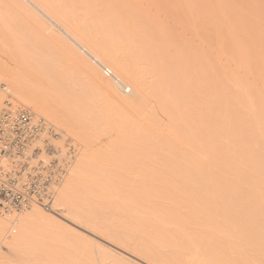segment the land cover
<instances>
[{
  "label": "bare ground",
  "instance_id": "6f19581e",
  "mask_svg": "<svg viewBox=\"0 0 264 264\" xmlns=\"http://www.w3.org/2000/svg\"><path fill=\"white\" fill-rule=\"evenodd\" d=\"M85 1L86 0H73V4L75 6L77 4L82 5L84 3L85 5ZM91 1L96 3L97 0H91ZM98 1L100 2V0ZM154 1L155 3L156 1L157 2L159 1V3L161 2V0H154ZM164 1H165L164 4L166 5L171 3L168 1V4H167L166 0ZM174 1L176 2L177 0H173V2ZM178 1L180 3L178 5L174 4V6L181 8V10L183 11V13L181 14H183V20L185 21V26L187 25V23L191 25V26H187L188 32L186 34L187 35L189 34L188 36L186 35V37L189 38L187 39V46L185 45L186 47L184 48L185 50L184 54L181 53V55L183 56L180 57L179 55L177 59V55H176L175 62L173 61L172 64H168V63L167 65L165 64L169 70H166V69L162 70V68L164 69L165 66L161 67L160 65H158L159 64L157 63L158 58L153 59L157 63L156 66H160L161 68L160 67L156 68V66H154L152 69L154 71V68H156V70L152 72L153 75L150 74L151 72L149 73L151 75V78H149V80L147 77L144 78V75H141V74L130 76L129 75L130 71L126 66V61L124 59L119 58L117 55H115V53L111 52V50H109L107 47L95 46L93 42H91L87 38L78 35L77 31H75L67 23L66 18L64 20V15L62 17V14H65L66 12L65 11L63 13L64 10H62L64 9L63 6L65 5V4L63 5V2L60 1V3H58L59 4L58 8L54 7L53 9L54 15H53L52 12L50 13V11L52 10L54 5L50 8L47 5L49 3L54 4L55 2L53 1L50 2L49 0L41 1L42 4L44 5L46 4V6L50 9V11H48L49 9L44 8L45 10L48 11L47 14L48 15L50 14V16L52 15L53 18L55 16V20H57L60 23H63V25L65 26L66 32L70 33L74 37V39L77 38L76 40L79 43L80 45L79 47L81 50L74 47V45L76 46L78 45V43L75 44L74 42L73 44V43L68 42V40L65 39L66 42L71 44L67 46L68 47L67 50L64 48V51L66 50V53L68 54V58L69 59L72 58L73 62H75L77 66L82 68V70L87 74L89 81H91V84L92 83L97 84L100 89L102 88V90H105L110 100L114 103L111 108H108L107 110H105L106 113L101 114L102 116L105 115L104 118L106 119V121L105 120L103 121L102 119L103 117L101 118L102 121H99L100 118L98 116L99 120L98 118L97 120L99 121L100 126L98 125L97 120L93 121L92 119H90L91 116L90 118H88L89 115L87 117V114L85 115L81 111L79 112L75 109L70 108V105H69L70 103L67 104L66 101H65L66 103H64V100L61 101L62 103H59L60 101H57L58 99L56 100V102H51L52 99L50 101L49 98H45V96L39 94V93L44 92L43 90L44 87L40 86L42 87V90L40 88L37 91L36 85L32 81L34 78L33 79L30 78L32 77V75L29 76V74H27L28 65L26 66L25 61H24L26 70L23 68V71H22L21 69H22L23 64L20 67V63H18L19 59L17 58L19 57L17 56L21 54L23 59H25L26 56L24 58V55L28 54L27 48L22 43H20V41L14 40L15 41V42L13 41L14 43H11L10 39H9V42H7V40L5 39H4L5 42L4 40L3 42L2 40L0 41V46H2L1 45V42H2L5 44L6 49H7L4 52L2 51L3 54L6 53L4 54L5 56L8 54L7 56L9 58L11 57V60L12 58L15 60V65H13L5 58L4 55H2V53H0V77H2L3 79L5 78L6 81L8 80L7 82L5 81L3 82L7 84L8 92L11 93L13 98H14L13 93L16 92L15 94L17 96L19 95L21 99L30 102L31 104L36 106V108L38 107L39 110L41 109L40 111L43 110L51 118L54 117V119L56 118L57 120H60L62 123L65 124V126L67 127L69 131L78 133L82 138H85L86 141H89V142L91 140H95V138L97 139L99 138L97 136L100 134V131H101L100 128H104L105 122H107V124L118 123L121 125L130 126L131 124L139 123L140 121L141 122L150 121L152 120L153 117H156V116L160 117V119L163 117L164 119L167 118L168 119V120L166 119L167 123L171 122L170 126H172L170 129L169 128L168 129L173 133L174 132L177 133V137H180V142L184 143L186 154L190 157V161L192 162V165L198 171L199 182L198 184H196L197 187L193 185L195 187L193 188L194 194L196 193V191H198L197 193L198 197L200 196L201 198L203 197L205 198L203 199L204 202L201 199V202H203V204H207V206L208 204H211V206H217L218 208V209H215L212 207L211 209L210 208L211 206H210L209 207L210 211L208 208H205V212L207 211V215L210 212L212 214H209L208 215L209 217L214 216L215 218V216L217 215L220 216V213H219L220 210L221 212L222 211L226 212L222 208L223 203H227L226 204L227 213L230 212L229 214L230 218L228 216V220L233 221V223L235 220L234 224L237 225V223H239V225L242 226L243 225L242 220H244V223H245L246 218H248V220L250 218L249 222L250 224H252L251 220H253V218L254 219L257 218L256 219L257 222H255L256 230L254 228L255 223H253L254 226L252 225L253 227H251L253 228V231L251 232L254 233V230L255 231L257 230L260 231L261 229L263 230L262 232L260 231L261 233V234L259 233L260 236L257 234V232L253 234L254 236L252 234L250 236V231H249L250 227L245 226V232L247 228H248L247 232H249L248 233L249 237L247 236L248 235L247 234L246 235L247 238H246L244 236L245 234H244L243 229L240 230L241 227H239L238 225L237 226L233 225L232 227L231 226L232 223L231 224L229 223V225L227 224V222H229L227 221L228 214H224L222 212L223 216L222 214H221L222 217L220 216L222 218V221H225L224 217L226 215L225 225L229 226V227L227 226L228 228L225 227V225L223 226L222 225L223 222L220 225L217 224L221 228L225 227L223 230H221V228H218V227L216 228L217 225L215 226V224L214 226L213 224H204L205 222H208L210 220V218L206 216V213H204L205 217H207L206 221H203L202 224H199V226L197 227L198 230L200 229L202 231L203 229L202 232L206 233L205 237L203 235L202 239L205 240L207 236H211L207 234V231L205 230V228L210 230V232L208 230L209 234L211 232L216 231V229L217 230L220 229L221 230L220 233L222 231L223 232L225 231L226 235L230 233V232H227V229H229V231L231 232H232V229H234L233 232L236 231V236L234 235L233 232H232L233 235H230V237L232 236L233 241L231 240V242L227 244H226L227 238H226V241H224L225 239L222 240V244H221L222 246H219L221 242V241L219 242V239H218L219 243L217 244L215 243V241H213V244L214 243L216 244V246L214 245V247H219L220 249H217V248L214 250L209 249L210 252L208 254V252H206V249L203 247V249H205L206 254H208L206 256L207 258H205L206 261L204 263H211V264L213 263H240V264L242 263H252V264L253 263H264V238H263L264 237V223L262 224L260 223V221L264 222L263 221L264 220V0H178ZM23 2L24 1L22 0H0V5H1L0 6V31H2V29H4L5 27L8 28L10 26L9 25L10 23L7 20L8 17H6L7 18L6 19L5 15L9 16L10 14V19H11V17L13 18L15 14L18 15V13L16 12H20V15H21V10H22L23 16H24L23 12L25 10H26L25 12L28 11L31 14L33 13L31 10L32 5H30L31 8H29V6H27L25 2L24 3ZM101 2L103 3V0H101ZM105 2L106 0H104V3ZM1 3L3 4L6 3L4 5L6 7L4 8L9 7L11 11L15 9L14 10L15 13L12 12V15H11L9 9H5V10L4 8L2 9ZM30 3H33V5L34 4L37 5V7L38 5H40V3L38 4L37 0H31ZM69 3L70 2H68V4ZM87 3L88 1H86V5H88ZM90 3L91 2L89 0V4ZM159 3L157 5H159ZM9 4L11 6H8ZM105 4H108L109 6L108 2H106ZM40 6H41V9H43L42 5ZM12 8L14 9L12 10ZM93 10H94V5H93ZM110 10L112 9L110 8ZM8 11H9V14H8ZM108 11H109V7H108ZM28 12H27V15H29ZM112 12L110 11L111 14ZM115 13H113V15ZM116 16L114 17L115 20H116ZM4 18L5 20L1 21ZM12 24L13 23H11V25ZM193 26L195 27L193 29H197L196 31H198L197 26H200L199 28L201 30L202 29L204 30L205 27H208V29L213 30L212 34H210L209 36L207 35L208 33L207 34L205 33L206 34L205 36L203 35V33L207 31L206 30L207 28L205 29L204 32L200 31V33L203 32L202 35L204 38L207 37L205 39L206 41H208V43H209L210 38H211V41H212V38H216L218 40L217 42L221 44H223V42L225 41H229V40L231 41V47L229 50H224L221 53L220 52L218 53L220 57L217 56L218 57L217 58L211 55L212 58L214 57V58H217L218 60L217 65L215 64L216 67L210 66L209 61H208L210 60L208 59L209 51L207 52L204 48L206 44L202 48V43H200L201 39L199 40L197 38L198 35L200 37V34H198V32H196L195 30L193 31L192 29ZM10 27L8 29L11 32V34L14 35V29L12 30L13 31L12 33V31L10 30ZM190 27L191 29L189 30ZM42 28H43L42 30H45V31L47 30L48 32H52V34L54 32L53 30H51L50 27H47L45 24L43 25ZM191 30L194 33L196 32L197 36L194 35V33ZM190 31L193 33V36H196L195 39L196 40L198 39L199 43L201 44V45L199 44V46L194 44V46H198L197 48L193 47V45L190 44L191 42H193L192 39L194 38L193 36L191 38V35L189 33ZM2 32H3V35H0L1 38L2 39L4 37L7 38V35L9 34V32L7 31L6 36H5V31L3 30ZM52 34H51V37H52ZM58 36L61 37L60 35H57L56 37L55 35H53V38L55 37L54 39L58 40L59 39ZM65 40L62 39L63 42H65ZM22 42H24V40H22ZM194 42H197V41H194ZM204 43H207V42H205L204 40ZM247 43H249V45ZM62 46L65 47V45H62ZM206 47H208V45ZM3 49H4V45H3ZM16 51L20 54L17 53L18 54L17 55ZM25 51H26V54H25ZM85 53L89 54L90 57L89 56L88 57L92 60L87 58L85 56ZM210 53H209V57H210ZM228 56H237L240 59H243L244 61L248 62L249 64H247L245 68V71H247V73L255 74V71L259 72L260 76L256 77L257 79L256 82L251 84V83L242 82V81L237 80L235 78L234 71L235 69H239V68L241 69L242 63H238V61H232V63L230 64L228 68L223 61ZM251 56H254V57L252 58ZM20 60H22L21 57H20ZM16 61L18 65H16ZM160 63L162 65V62ZM146 65L147 64L145 63V66ZM105 67L111 68L113 71V74L110 76L107 75L104 72ZM28 73H31V71L29 72V69H28ZM223 81L227 82L230 88L227 87L228 86L227 84H226L227 86H225L222 83ZM37 86L39 87V85ZM154 89H159L160 92L153 93ZM119 91L121 92L119 93ZM2 96H4V100H5L7 96L6 91H0V98H3ZM168 103H170V107L172 111H169ZM98 112L101 113L99 110ZM100 122L101 123L103 122L104 125L102 123V126H101ZM62 129L67 134L66 130L64 128ZM100 145L103 146L102 143ZM99 148L100 147L98 146L95 147L94 145L86 148L85 152H83V155L80 157L77 165L74 167L78 159V156L80 154L79 152L74 162V165H73L74 169L72 167L73 171L71 169L70 171L71 174L69 173L70 175H68L69 177L67 176L68 178H66L67 180L66 182H64L63 188L62 189L60 188L61 190H59L58 192V196L56 200L57 199L59 201L61 200L64 204H66L68 212L66 211L65 212H66V215H68L70 218H71L70 215H72L73 220H76V221L78 220L80 221L79 223L81 224L84 223L88 225V227L89 226L92 227L93 224L95 225L94 218L97 217L96 210H98L97 208H98V205L100 204V200H101L100 198L103 199V197H101V195L104 194L103 191H105L104 196L106 195V193H110V195L112 196L115 195V197L116 196H118V198L121 197L122 202L124 203V207H128L129 209H131V211L132 210L134 211L137 209L140 213V216H138L140 218V221H141V217H145L144 214H146V215H153L152 216L153 218L155 216L156 220L158 219L159 221L160 219L159 222L161 224H165L164 219L166 218H163V216H165L167 213L169 217L175 216L174 219H177L175 220L177 222L174 223L175 222L174 221L173 225L175 224L176 226L175 225L174 226L177 228L178 227L177 223L180 221L179 218L184 224L187 221L190 223V220H192L193 218L195 219H197L196 217L202 218V216L200 215L202 211L200 209L198 210V207H200V205L196 204L197 210H195L196 208V206H194L195 204L192 205V203L194 202L193 200L195 199L199 200L200 198L196 197V195H194L193 197V192H191L192 189H189V187H188V191L186 190V192L187 193L189 192L190 194L189 196H191L192 194L191 196L193 198L192 201L191 199H188L187 193H185L186 197H185V194H183L185 192V189L184 191L182 189H175L176 192H174V188H173V191L170 193L172 200L177 206L178 205L184 206L186 204L185 201H187L186 199H188L187 203L190 204L191 206H194L192 209L195 210V213L192 212L191 214L193 215V213L196 214V212H199L200 217L197 216L196 214V217L194 215V217L192 218V215H191L189 216V218L187 217L190 220H188L185 217L186 220L184 219L183 221L182 220L183 216L179 217V213L177 211L175 212L171 211L172 212V213L170 212L171 215L173 214L171 216L167 210H166L167 212H164L163 210L164 215H162V218L159 217L161 216V213H159L160 215L157 216L159 211L156 210L157 208L154 206V204L156 202L155 200H157L156 198H158L160 194L155 193L154 187L150 184H146V183L145 184L144 183L143 184H140V183L132 184L130 182L129 185L127 184L124 187L122 186L124 189L123 188L121 189L119 186H118L119 188H117V186L113 185V183L105 184V176H106L105 175V172H106L105 171V151H104V154H102L101 148L100 149ZM118 174L120 175V173ZM121 175L123 174L121 173ZM122 185H124V183ZM118 190L121 191L120 194L118 193ZM177 190L178 192H180L181 190L183 192L181 191L180 196L178 194V197H176L177 199L176 200L177 203H176L175 199H173V194L176 193V196H177ZM122 191L124 192V194H122ZM160 196H162L163 198V194H161ZM160 196L159 198H161ZM115 197H114V200H115ZM174 198H175V195H174ZM182 198H185V200H182ZM105 199L107 198L104 197V200L102 201L105 202ZM207 199H209V202L207 201ZM205 200H206V203H205ZM131 202H132L131 205L134 208L131 205L129 206ZM180 202H182V204H179ZM213 202H215L216 205ZM230 202L233 203V206L228 207V204ZM134 203H136L135 204L136 206H134ZM172 203L170 202L171 205ZM218 203H220L219 206H218ZM234 203H236V205ZM203 204L201 205L202 210L204 208ZM104 205H107V204H104ZM101 207H102V204H101ZM100 210L98 211V213L100 212ZM215 210L218 211L219 214L217 213L216 215ZM141 213H143L142 215L144 216H141ZM127 214H128V211H127ZM175 214H177V218ZM232 214L235 216V217L233 216V220L231 219ZM236 216H237V219H236ZM240 217H243L241 222L240 220L239 222H237ZM153 218L151 219L152 222H153ZM58 219L59 218L55 217L50 212L45 211L43 207L39 205H33V207L31 206L30 208L20 211L19 213L12 212L10 214L1 215L0 216V244L1 245L5 244V247H7V251H5L6 250L5 248H4L5 250L1 248L0 255L2 256V255H5L6 253H9V252L11 253V251L12 253L15 251L14 254H16L17 252V255H18L22 253V251L24 250L23 248L27 249V246L29 247V245H31L29 248L30 250L32 245L34 246L35 240H37L41 235L44 236V238L48 236L52 238L54 236L58 237L59 235L60 236L63 235L62 237L64 238L63 233H65V236H67L66 230L69 229V226L65 224L67 226L66 228H64V224H63L64 222ZM195 219L192 220V223H190V225L195 224L194 222ZM219 221L221 222V220ZM149 222H150V218H149ZM181 224H179V228ZM245 224H249V223L246 222ZM258 224H259V227H262L261 229L258 228ZM187 225L189 224L187 223ZM201 225L204 226V228L201 227L202 228L201 229L200 228ZM11 226H13L12 227L13 232H11ZM97 226L99 225L97 224ZM149 226L151 225L150 224L148 225V229H149ZM163 226L165 229V225ZM230 226L232 228L231 230H230ZM115 227L117 228V226ZM186 227L187 226H185V229ZM190 227H187V229ZM213 228H216V229H213ZM185 229L183 231V226H182V229L180 230L183 231L188 236H194L195 241L190 240V243L195 242L194 245L192 243V248L197 251L196 248L197 247L199 248L200 246V244L196 243V242H199V238H198V236L200 237L199 233H197L196 228H195V232H193L194 230L192 231V229H190L189 233L186 232ZM212 229L213 231H211ZM156 230H158V226ZM9 231L10 233H8ZM157 232L154 234V236L157 237L155 239L153 238L154 244H155L156 239L160 241L165 240V239L161 240L163 239V238H160L161 236H159L161 232L160 233L158 232L159 234ZM217 232H214L213 234H218ZM223 234L225 235V233ZM223 234H219L221 236L220 240L226 236L225 235L222 237ZM256 234L259 237H261L262 235V238H260L261 240L257 239L259 237ZM73 236L75 237V232L73 233ZM105 236H106V239L108 238V240L112 239V236H111V239L109 235L107 237V234H105ZM162 236H164L163 233H162ZM165 236H167L166 233H165ZM233 236L235 238H233ZM173 237L175 236L173 235ZM254 237L258 241L257 240L253 241L252 239H255ZM150 239L151 241L153 240L151 237ZM28 240L34 241L33 242L34 244L32 243V241H30L31 244L29 243L27 245V243L29 242ZM118 240H115V242L120 243V245L122 244L125 247V249L126 248L130 249V251H132L134 255L140 258L146 259L147 256L143 252H141L140 250L134 249ZM184 240H186V238ZM178 242L171 241L169 243L170 245L173 243L172 244L173 246L171 247H176V246H179ZM200 242L202 243L201 239H200ZM135 243L137 245L136 239H135ZM160 243H164V242H160ZM223 243L225 244L224 246H223ZM132 245L133 243L131 244V246ZM148 245H149V242H148ZM204 245L205 244L203 243V246ZM209 245H207L208 248L210 247ZM162 246H165V245H162ZM188 246L190 247V245ZM201 247H202V244H201ZM145 248H146V245H145ZM18 250L20 251V253H18L19 252ZM154 250L156 249L154 248ZM180 250L181 249H179V251ZM200 250L202 249L200 248ZM190 251H191V247H190ZM109 252H111V250ZM181 252L183 253L184 251H181ZM188 254L189 253L187 252V255ZM160 258L162 260L164 259L162 257ZM202 261H203V257H202ZM194 262H195V259L193 260L192 263ZM196 262H197V259H196ZM1 264H5V263H1ZM6 264H17V263H6ZM18 264H21V263H18ZM22 264H25V263H22ZM102 264H141V263H102ZM153 264H171V263H158L157 262Z\"/></svg>",
  "mask_w": 264,
  "mask_h": 264
},
{
  "label": "rangeland",
  "instance_id": "374dc122",
  "mask_svg": "<svg viewBox=\"0 0 264 264\" xmlns=\"http://www.w3.org/2000/svg\"><path fill=\"white\" fill-rule=\"evenodd\" d=\"M22 1H24L25 4L27 6H29V8L32 7L31 10L33 13L31 14L27 11L29 14V15H27V12H25L26 11L25 10L23 12V14L26 17H24L22 15V10H21V15H20V12H16V13H18V15L15 14L13 16V18L11 17V19H10L9 11L12 15V12L15 13V11H14L15 9L12 8V10L13 9L14 10L11 11V9H9V7L4 8V7H6V6H4L6 3L5 4L1 3L2 9L3 8H4V10L9 9V11H8L9 16L5 15V18L8 17V19L7 18L6 19L9 21V23H10L9 25L12 27L11 28L9 26L10 30L12 31L14 29V35H16V36L11 34V32L8 29L9 27L8 28L5 27L6 30L9 32V34L7 35V38L4 37L3 39L0 36V41L2 40V42H3L4 39L7 40V42H9V39H10L11 43H14L15 42L14 40L20 41V43H22L27 48L28 54L24 55V58L26 56L25 59H23L22 55L20 53H18L17 51H16V54L18 53L21 56L20 55L17 56L18 54L16 56L19 57L17 59H19L18 63H20V67L23 64L22 69H21L22 71H23V68L26 70V66L28 65L27 66L28 67L27 68V74H29V76L32 75V77H30V78H32V79L34 78L32 81L36 85L37 91L40 88L42 90V87H44L43 88L44 92L39 93V94L45 96V98H49L50 101L52 99L51 102H56V100L58 99L57 101H60L59 103H62L61 101L64 100V103H66V102H67V104L70 103L69 104L70 108L75 109L79 112L81 111L85 115L87 114V117L89 115L88 118H90V116H91L90 119H92L93 121L97 120L98 116L100 118V120L98 118L99 121H102L101 120L102 117H103L102 118L103 121L104 120L106 121V119L104 118L105 115L102 116L101 114L106 113L105 110H107L108 108H111L114 103L110 100V98L108 97V94L105 92V90H102V88L100 89L97 84H94V83L91 84V81H89L87 74L82 70V68L77 66V64H75V62H73L72 58H70V59L68 58V54L66 53V50L68 48L67 46L70 43H73V44H74V42H75V44L78 43L76 40L77 38L74 39V37L70 33L66 32L65 26L63 25V23H60L57 20H55V16L53 18L52 15H51L52 16L51 17L50 14L49 15L47 14V12L50 11V9H49L50 7H52L54 5L52 10L50 11V13L52 12V14H53L54 13V11H53L54 7L58 8L59 7L58 3H60V1L63 2V5L65 4L63 6L64 9H62V10H64L63 13L66 11L65 14H62V17L64 15V20L66 18L67 23L75 31H77L78 35L87 38L88 40L93 42V44L95 46L107 47L109 50H111V52L115 53V55H117L119 58L124 59L126 61V66L130 71V73H129L130 76L136 75V74H141V75H144V78L147 77L149 80V78H151L150 74L153 75L152 72H154L156 70V68H158L160 66L161 67L165 66L164 69L162 68V70H165V69L169 70L166 66L167 63L172 64L173 61L175 62L176 55H177V59H178L179 55H180V57L183 56V55H181V53L184 54V51H185L184 48L187 46V39H189L188 37H186V35H187L186 33L188 32L187 26H191V25H189L187 23V25L185 26V21L183 20V14H181V13H183V11L181 10V8L174 6V4L178 5L180 3L178 0L176 2L175 1L173 2V0H166V3L168 4V1L171 2L172 4L171 3L170 4L173 7L170 4H168V5L164 4L165 3L164 0H163L164 2L161 0L160 3H159V1L158 2L156 1V3H155L154 0H109V1L106 0V2L109 3V6H108V4H105L106 2L104 3V0H103V3L101 2V0H100V2L97 0L96 3H94L93 1L90 0V2H91L90 4H89V0H86V1H88V3H87L88 5H86V1H85V5L83 3L82 5L77 4L75 6L73 4V0H67V2H66V0H49L50 2L51 1L55 2L54 4L49 3L47 5L49 8L46 6V4L45 5L42 4L41 1H43V0H37L38 4L40 3V5H42L43 9H41L40 5H38V7H37V5H35V4L33 5V3H30L31 0H22ZM68 2H70L69 3L70 5L68 4ZM158 3H159V5H157ZM57 4H58V6H57ZM30 5H32V6L30 7ZM93 5H94V10H93ZM8 6H11V5L9 4ZM108 7H109V11H108ZM44 8L49 9V10L47 11ZM65 8H66V10H65ZM110 8L112 10H110ZM110 11L111 12L113 11L112 14L110 13ZM113 13H115V14L113 15ZM115 16H116L117 21L114 18ZM18 17H19V19H18ZM5 18L2 19L1 21H4ZM179 18H180V20H179ZM119 19H120V21H119ZM5 22H7V21H5ZM11 23H13V24L11 25ZM44 24L47 27H50L51 30L54 31L53 34H52V32H48L47 30L46 31L42 30L43 29L42 27ZM6 26H8V25H6ZM200 26H197L198 31H196L197 29H193V28H195L194 26L192 27V29H193V31L195 30L196 32H198V34H200L201 38L199 37V35L197 38L199 40L201 39L200 43H202V48H203V46H205V44H206V46L208 45V47L205 46L204 48L207 52L209 51V53L210 52L212 53V54L210 53V57H209V53H208V59H210V60H208L209 64L211 67H216V65L218 63L217 58L220 57L218 53L219 52L221 53L224 50H229L231 47V41L230 40L225 41V42H223V44H221V43L217 42L218 40L216 38H212V41L210 38V40L208 39L209 40V43H208V41H206V39H205L207 37L204 38L203 35L205 36L208 33L207 35L209 36L210 34H212L213 30L208 29V27H205L204 30L203 29L201 30L199 28ZM5 28L2 29V31L3 30L5 31V36H6L7 31L5 30ZM190 29H191V27L189 28V30ZM205 29L207 31H205ZM16 30L18 31L20 36ZM2 31H0V35H3ZM191 31L189 33H190L191 38H192L194 32L192 31L193 32L192 33ZM200 31H203V32L205 31V32L204 33L202 32L203 33V35H202V33H200ZM43 32L44 33L46 32L45 33L46 36L44 35ZM196 32L194 33V35L197 36ZM12 33H13V31H12ZM51 34H52V37H51ZM17 35H18V37H17ZM53 35H55V37L57 35H60L61 37L58 36L59 41L57 39L55 40L54 39L55 37L53 38ZM196 36H193L194 37L192 39L193 42H191L190 44L193 45V47L197 48L200 43H199L198 39L197 40L195 39ZM8 37H10V38H8ZM25 38H27V39H25ZM203 38H204L205 42H207V43H204ZM46 39H47V41H46ZM62 39L63 40L66 39L70 43L66 42V40H65V42H63ZM5 40H4V42H5ZM22 40H24V42H22ZM194 41H197V42H194ZM2 42H1L2 46H0V49H1L0 53H2V55H4L6 53L3 54V52L7 49H6L5 44ZM194 44L198 45V46H194ZM247 44L249 45V43H247ZM3 45H4V49H3ZM62 45H65V47ZM77 46L78 47L80 46L79 43L76 46L74 45V47H76L77 49H80V47L78 48ZM64 48L66 49L65 51H64ZM221 48H223V49H221ZM28 50H30V51H28ZM64 53H66V54H64ZM25 54H26V51H25ZM211 55H213L215 57L218 56V57L212 58ZM6 56H5V58L11 64L15 65V60L12 58V60H13L12 61L11 57L9 58L8 56L7 57ZM85 56L87 58L90 57L89 54H87V53H85ZM20 57L22 58L23 61L20 60ZM151 57H152V59H151ZM251 57L253 58L254 56H251ZM153 59H157V63H159L158 65H160V66H156L157 63ZM90 60H92V59H90ZM21 61H22V63H21ZM24 61H25L26 66L24 65ZM159 61L162 62V65ZM223 61L228 68H229L230 64L232 63V61H238V63H242L241 69L240 68L235 69V71H234L235 78L239 81L253 84L257 80L256 77L260 76L259 72H257V71H255V74L247 73V71H245V68H246V65L249 63L244 61L243 59H240L237 56H228ZM163 62H164V64H163ZM145 63L148 65V66L146 65L147 67L145 66ZM16 65H18L17 61H16ZM23 66H25V67H23ZM154 66H156V68H154V71H153L152 68ZM28 69H29V72L31 71V73H28ZM24 73H25V71H24ZM0 79L2 81H5V82L8 81V80L6 81L5 78L3 79L2 77H0ZM222 83L225 86L228 85L227 87L230 88V86H229V84H227V82L223 81ZM37 85H39V87ZM40 86H42V87H40ZM221 87H223V86H221ZM56 89H57V91H56ZM46 92H47V94H46ZM120 92L121 91H119V93ZM158 92H160L159 89L153 90V93H158ZM15 93H13V94H14V98L16 101L27 104V105L31 106L33 109H35L36 111L46 115L48 118L52 119L55 123H57L60 127L64 128L69 136L73 137L74 139H76L78 141V143L81 145V150H80V154L78 156V159H77L74 167L77 165L80 157L83 155V152H85L86 148L91 147L93 145L95 147L98 146L101 148L102 154H104V151H105V171H106L105 172V175H106L105 176V184H109V183L112 184L113 183V185H116L117 188L120 187L121 189L124 186H126L127 184L129 185L130 182L132 184L133 183H135V184H139V183L140 184H143V183L144 184L145 183L150 184L154 187L155 193H158L160 195L163 194V198H162V196L159 195L161 198H159V196H158V198H156L157 200H155L156 202H155L154 206L157 208L156 210L159 211V212L157 211L158 212L157 216H159L160 215L159 213H161V216H159V217L162 218V215H164L163 210H164V212L168 211L169 213L171 211H174V212L177 211L179 213V217L183 216L182 220L184 221V219L186 220L187 217L189 218V216L192 215L191 214L192 212L195 213V210H197L196 204H198V205H200V207H198V210L200 209L202 211V213L200 214L202 216V218L196 217V214H197V216H199V212H196V214L193 213L192 218L195 215V217L197 219H199V220H197V219L193 218V219H195V221H194L195 224H191L193 226V228L190 225V223H192V220H193L191 217L190 218L192 220L187 218L188 220H190V223L187 221L185 224L182 223L181 219L179 218V220L181 221V223L183 225L178 220L179 221L178 223L181 224V226L179 228V224L177 223L178 227L176 228L175 227L176 225L174 224L175 225L174 226L173 222L177 219H174L175 216H172L173 214L171 215L172 212L170 213V215L172 217H169V215H167V213H166L167 216L166 215L163 216V218H166V219H164L166 221V222L164 221L165 224H161L159 222L160 219H159V221H158V219L156 220L155 216L153 218L152 217L153 215H146V214H144L145 217H141V221H140V218L138 217V216H140V213L137 209L134 210L135 212L133 210L131 211V209H129L128 207H124V203L122 202L121 197L118 198V196H116V197H115V195L112 196V195H110V193H106V195L104 196L105 191H103L104 194L101 195V197H103V199L100 198L101 199L100 204L98 205V208H97L98 210H96L98 218L95 217L96 216V214H95V216H94L95 217L94 218L95 225L93 224L94 226L92 225V227L91 226L88 227V225H86L84 223H82V224L79 223L80 221H78V220L77 221L73 220L72 215H70L71 218L68 215H66V212H68L66 204H64L61 200L59 201L57 199L59 202L56 200L55 211L46 210L45 208H43V209L47 212H50L55 217L59 218L62 222H64L63 223L64 228H66L67 225L69 226V229L67 227L68 230H66L67 236H65V233H63L64 238L62 237L63 235L60 236L58 234L59 239H58V237H55V236L52 238L49 236L44 238V236L41 235L38 239L35 237L37 239V240H35V244L33 243L34 241L30 240L34 244V246L32 245L30 250H29V248L31 245H29V247L27 246V249L23 248L24 250L22 251V253H20V251L18 250L19 251L18 253H20L18 255H17V252H16V254H14L15 251L13 253L11 251L12 254L9 252V253H6L5 255H2V256L0 255V264L1 263H5V264L6 263H17V264L18 263H21V264L22 263H25V264H27V263H29V264H31V263L32 264H96V263L97 264L98 263L99 264H102V263L150 264V263H152L153 264V263H157V262L158 263H171V264H187V263L188 264H196V263H198V264H211V263H204L206 261L205 258H207L206 256L210 252L209 249H212V250H214L216 248L220 249L219 247H214V245L216 246V244L221 241L219 246H222L221 245L222 240L225 239L224 241H226V238H227V242H226V244H227V243L231 242V240H232V236L230 237V235H233V233H234V235L236 236V231L233 232L234 229L231 228V226L233 227V225H236V224H234L235 220H234V223H233V221L228 220V216L230 218V215H229L230 212L227 213V209H226L227 203H223L222 208L226 212H223V211L222 212L224 214H228L227 215V221H229V222H227V224L229 225V223L230 224L232 223L230 226V230L232 229L233 233L231 231H229V229H227V232H230L229 234H227L229 236L226 235L225 231L224 232L222 231L220 233L221 230H223L225 227L228 226V225L227 226L225 225L226 215L224 217L225 221H222L221 217L223 216V214H222L221 210L219 209L220 210L219 211L220 216L222 214L221 217L217 215L218 211H216V210H215L216 211L215 214L217 216H215V218H214V216L209 217L208 215L212 214V213L209 212L207 215V211L205 212V208L209 209L211 204H208V206H207V204H203V202H204L203 199H205V198L204 197L201 198L200 196L198 197V195H197L198 191H196V193L194 194L193 188L197 187L196 184H198V182H199L198 171L192 165V162L190 161V157L186 154V149H185L184 143L180 142V137H177V133H175V132L173 133L169 130L172 126H170V123H171V122H169L170 120L168 121L169 123H167V120H168L167 118L164 119V117H163L160 119V117L156 116V117H153L152 120H150V121H144V122L140 121L139 123H135V124L133 123L130 126H125V125H121L118 123L111 124L109 122H108L109 124H107V122H105L104 128H100V130H101L100 134L97 136L99 138L98 139L95 138V140H91L89 142V141H86L85 138H82L78 133L69 131L67 129V127L65 126V124L62 123L60 120H57L56 118L54 119V117L51 118L43 110L40 111L41 109L39 110L38 107L36 108V106L31 104L30 102L21 99V97L19 95H18L19 96L18 97ZM51 93H52V95H51ZM53 94H54V96H53ZM2 97L3 98H0V100H1L0 101V108L4 106V102H3L4 96H2ZM49 99H48V101H49ZM53 100H55V101H53ZM61 108H63V107H61ZM168 109H169V111H172V109L170 107V103H168ZM84 110H85V112H84ZM98 110L101 113H99ZM96 111L98 112V114ZM95 112H96L97 116H96ZM98 120H97V122L99 125ZM102 123L100 122L101 126H102ZM178 124H180V123H178ZM103 125H104V123H103ZM101 143L103 144V146L100 145ZM104 147H105V149H104ZM74 167H73V169H74ZM73 169H72V171H73ZM107 170H109V171H107ZM107 173H108V175H107ZM118 173H120V175ZM121 173L123 175H121ZM117 176H118V178H117ZM66 180H65V182H66ZM126 181H127V183H126ZM120 182L122 184L124 183V185H122ZM193 185H195V187ZM63 186L64 185H62L61 189L63 188ZM188 187H189V189H192L191 192H193V197H194V195H196V197L200 198L199 199L200 202H201V199L203 200V202H201L204 205L203 210L201 209L202 204L199 202V200H197V199L193 200V198L191 197L192 194H191V196H189L190 195L189 192L188 193L186 192V190L188 191ZM173 188H174V192H176L175 189H182L183 191L185 189V192L183 194L187 193L188 199H191V201L192 200L194 201L192 203V205L195 204L194 205V206H196L195 210L192 209L194 206H191L190 204L187 203L188 199H186L187 201H185L186 206L185 205L184 206L183 205L177 206L170 196L171 195L170 193L173 191ZM119 190H118V193L120 194L121 191H119ZM181 191L178 192V190H177V196H176V193L173 194V199H175V201L177 200L176 197H178V194L180 196ZM122 194H124L123 191H122ZM183 194H182V196H183ZM174 195H175V198H174ZM111 196L113 197V199ZM169 196L171 199L169 198ZM104 197L107 198V199H105V202L102 201V200H104ZM110 197H111L112 201H111ZM114 197H115V200H114ZM167 197H168V199H167ZM185 197H186V194H185ZM125 199H126V197H125ZM180 200H181V198H180ZM182 200H185V198H182ZM172 201L174 204L172 203ZM178 201H179V199H178ZM207 201L209 202V199H207ZM170 202L172 203V205L170 204ZM211 202H212V200H211ZM176 203H177V201H176ZM205 203H206V200H205ZM213 203L215 204V202H213ZM101 204H102V207H101ZM104 204H107V205H104ZM131 204H132V202L129 204V206ZM135 204L136 203H134V206H136ZM179 204H182V202H180ZM219 204L220 203H218V206H219ZM234 204L236 205V203H234ZM229 206H233V203L230 202L228 204V207ZM172 207H174V208H172ZM212 207L215 209H218L217 206H211L210 208L212 209ZM99 210L101 213L100 212L98 213ZM112 210H113V212H112ZM116 210H117V212H116ZM127 211H128L129 215L127 214ZM209 211H210V209H209ZM213 211H214V209H213ZM204 213H206V216L208 218H210V220L208 222H205L204 224H213V226L215 224V226H216L217 224L220 225L223 222L222 225L223 226L225 225V227H222V228L218 225L216 226V228L217 227L221 228V230L220 229L217 230L216 228H213V229H216V231H214V232L218 231L217 232L218 234H213L214 232H211L212 234L211 233L209 234L210 230L205 228V230L207 231V234L211 235V236H207L205 238V240L202 239V237H203V235L205 237L206 233L202 232L203 229L201 228V227L204 228V226H202V225L200 226V228L202 229V231L199 229L200 232L197 228L199 226V224H202L203 221H206L207 217H205ZM142 214L143 213H141V216H144ZM175 215L177 218V214H175ZM233 216L234 215L232 214L231 215L232 220H233ZM151 217L153 218V222L151 221V219H152ZM216 217H217V219H216ZM149 218H150L151 223L149 222ZM212 218H214V219H212ZM242 218L243 217H240L237 222H239V220L241 222ZM142 219H143V221H142ZM236 219H237V216H236ZM256 219L253 218V220H251L252 224H250V222H249L250 218H249V220H248V218H246V222L249 223L250 225L245 224L246 222L244 223V220H242V222H243L242 226H240L239 223H237V225L239 227H241L240 230L243 229L244 234H245L244 236L246 238H247V236L249 237V234H248L249 232H247L248 228L246 229V232H245V226L250 227L249 228L250 236H251V234L252 235L255 234V232H257V234L259 235L260 231L261 232L263 231L261 229L262 227H259V224H258V228L261 230L255 231L256 230V223L255 222H257ZM219 220H221V222ZM114 221H115V223H114ZM176 222L177 221H175L174 223H176ZM119 223H121V224H119ZM187 223L189 225H187ZM253 223H255L254 233L251 232V231H253V228H251L254 226ZM258 223H259V221H258ZM260 223L262 224L264 222L260 221ZM65 224H67V225H65ZM97 224L99 226H97ZM100 224H102V225H100ZM149 224L151 226H149V229H148ZM132 225H133V227H132ZM163 225H165V229H164ZM184 225L187 227H190V226L191 227L188 229L186 227V229H185ZM115 226H117V228ZM144 226H145V228H144ZM157 226H158V230H156ZM182 226H183V231L185 229V231L188 233H189L190 229H192V231L194 230L193 232H195V228H196L197 233H199V235H200V237L198 236L199 242H196L197 244H200L199 248L198 247L196 248L197 251L199 249L198 252L192 248V243L194 245L195 242L190 243V240L195 241L194 236H188L183 231H181L180 229H182ZM213 226H211V227H213ZM12 227L13 226H11V232H13ZM142 227H143V229H142ZM239 227H237V228H239ZM151 229H152V231H151ZM178 229H179V231H178ZM213 229L211 231H213ZM134 230H136V231H134ZM172 230H174V231H172ZM208 230H209V232H208ZM155 231L156 232L160 231L161 232V233L159 232L160 234L158 232L157 233L159 234V236H161L160 238H163L161 240L165 239L166 242H165V240L160 241V240L156 239L155 244H154V239L157 238L154 236V234L156 233ZM74 232H75V237L73 236ZM108 232H109V234H108ZM117 232H118V234H117ZM136 232H138V233H136ZM8 233H10V231ZM122 233H123V235H122ZM162 233L164 236H162ZM165 233L167 234V236H165ZM223 233H225L226 236ZM105 234H107V237L109 235L110 239L112 236V239H111L112 242H111V240H108V238L106 239ZM178 234H180V235H178ZM219 234H223L222 237L223 236H225V237L220 240L221 236ZM120 235H121V237H120ZM173 235L175 237H173ZM185 235H187V236H185ZM256 235H255V237H256ZM113 236H114V238H113ZM182 236H184V237H182ZM41 237H43V238H41ZM146 237H147V239H146ZM150 237L152 239L153 238L154 239L151 241ZM179 237H180V239H179ZM118 238H119V240H118ZM134 238L136 239L137 245H139V246L136 245ZM176 238H177V240H176ZM185 238L187 241L184 240ZM233 238H235V237L233 236ZM260 238H262V235H261V237H259L257 239H260ZM200 239H201L202 243L200 242ZM218 239H219V242H218ZM257 239L255 238L252 240L256 241ZM115 240H118V241H120V242L134 248V249L140 250L141 252H143L147 256L146 259L140 258V257L134 255L132 253V251H130V249H128V248L125 249V247L122 244L120 245V243L115 242ZM167 240H168V242H167ZM178 240H179V242H178ZM228 240H230V241H228ZM30 241L27 243V245L30 243ZM171 241H174V242L177 241L179 246L171 247V246H173L172 245L173 243L171 245L169 243ZM213 241H215L216 244L215 243L213 244ZM138 242H139V244H138ZM148 242H149V245H148ZM160 242H164V243H160ZM132 243H133V245L131 246ZM186 243H187V245H186ZM203 243L205 244L204 246H203ZM209 243H210V245H209ZM201 244H202V247H201ZM206 244L209 245L210 247L208 248V246ZM145 245H146V248H145ZM162 245H165V246H162ZM185 245H186V247H185ZM188 245H190L191 251H190V247ZM224 245L225 244L223 243V246ZM148 246H149V248H148ZM143 247H144L145 251H144ZM170 247H171V249H170ZM203 247L206 249V252H208V254H206L205 249H203ZM1 248H3V249L5 248L6 250L5 249L4 250L7 251V247H5V244L4 245L0 244V250H1ZM32 248H34V249H32ZM154 248L156 250H154ZM186 248H188V249H186ZM200 248L202 250H200ZM207 248H208V250H207ZM20 249H21V247H20ZM105 249H106V251H105ZM179 249H181V250L179 251ZM185 249H186V251H185ZM110 250H111V252H109ZM181 251H184L185 254H184V252L182 253ZM187 252L189 253L188 255H187ZM191 252L193 254L194 253L195 254L193 255ZM191 254H192V256H191ZM181 256L182 257L184 256V257L182 258ZM160 257H162L164 259L162 260ZM191 257H192V259H191ZM202 257H203V261H202ZM194 259H195V262L192 263ZM196 259H197V262H196ZM190 261H191V263H190ZM213 264H240V263H213ZM242 264H252V263H242ZM253 264H264V263H253Z\"/></svg>",
  "mask_w": 264,
  "mask_h": 264
},
{
  "label": "built area",
  "instance_id": "2783aa9c",
  "mask_svg": "<svg viewBox=\"0 0 264 264\" xmlns=\"http://www.w3.org/2000/svg\"><path fill=\"white\" fill-rule=\"evenodd\" d=\"M104 72L113 71L105 67ZM0 108V215L33 205L55 211L58 192L81 145L54 121L16 101L5 82Z\"/></svg>",
  "mask_w": 264,
  "mask_h": 264
}]
</instances>
